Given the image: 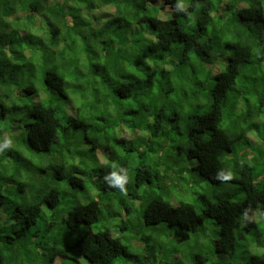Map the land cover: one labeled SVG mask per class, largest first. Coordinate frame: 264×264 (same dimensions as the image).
<instances>
[{
    "label": "trees",
    "instance_id": "obj_1",
    "mask_svg": "<svg viewBox=\"0 0 264 264\" xmlns=\"http://www.w3.org/2000/svg\"><path fill=\"white\" fill-rule=\"evenodd\" d=\"M261 97L264 0H0V264H264ZM80 139L97 192L48 216L84 187ZM178 162L209 183L194 203Z\"/></svg>",
    "mask_w": 264,
    "mask_h": 264
},
{
    "label": "rangeland",
    "instance_id": "obj_2",
    "mask_svg": "<svg viewBox=\"0 0 264 264\" xmlns=\"http://www.w3.org/2000/svg\"><path fill=\"white\" fill-rule=\"evenodd\" d=\"M30 64L31 65L33 64L34 72L33 73H29L28 75L25 74L24 77L29 78V83L34 86V89H32V90H35V94H32L33 97H26V96L22 97V95H21V97L18 100H20L22 98V102L23 101L29 102L31 100L32 101L37 100L39 95L43 92L42 91V89H43L42 88V76H40L39 68H38L36 63H30ZM221 69H223V66H221ZM68 73H69V71H68ZM44 93H46V92L44 91ZM6 104H10V102L6 101ZM0 110H1V108H0ZM12 116H14V115H12ZM263 117H264V113H263ZM263 120H264V118L262 119V121ZM262 121H260V123H261L260 125H262V123L264 124V122H262ZM262 127L263 126H261V128ZM125 135L127 137L126 138L127 141H128L129 138L133 137V135L130 132H128V131H127V133H125ZM79 144L80 143L74 139L72 141V144H71L70 148L72 147V148H74L76 150V149L80 148ZM83 146H84V148L82 150L80 149V151H77L76 155L74 154L73 156L68 157V159L70 161H75V162L77 161V163L79 161H81V159H83L85 162L87 161L88 165L85 167V169L87 170V172H89V174H87V176L84 178V187L83 188L77 187V191H75V194H72V192H71V194L68 196L69 200L67 198L65 201H63L61 204H59L61 206L56 207L55 209L50 208L48 206H44V211H46L48 213V216H49V214H50V212L52 210L58 211L60 209L59 212L61 214V218L64 219L65 216H66V210H68L70 205H71V204L68 203V201H71V199H74L73 197H75V200H78L79 202H82V203L86 202L87 199H89V198H94V195L97 192V184L99 183V180H98V178L96 176V172H94L93 170H90V166L92 164L94 150H91L89 145L87 143H85V142H83ZM141 150H144V148H142ZM65 154L67 155V152H65ZM133 156L134 155H132V157ZM176 159H180V163L181 164L187 162L184 157H182V158L176 157ZM134 160H136V159H134ZM174 168L178 169V171L176 172V175H175V177L173 179L174 183L175 182H182L183 185H184V191L182 192V195H184V196H181L179 201L180 202L182 201V202L194 203L195 197L198 196L205 188L208 187L209 183H208L207 179H205L204 177L200 176L196 172H191V171L190 172H185V178L186 179H184L183 176H182V167L179 164V162L176 164V166ZM127 177H128V180L131 181V179L133 178L132 170L128 171ZM94 183L96 184V187H93ZM61 187L64 189L65 185H61ZM185 190H187L188 192L186 193ZM177 191L179 193L178 189H173L172 193L176 194ZM124 193H125V191H123L122 195ZM9 216H10V213L7 212L6 213V217H9ZM62 219L60 221H58V224H59L58 226L61 225V223L63 221ZM102 219H103L102 226H108V224L105 223V222H108V213L106 212V210H104V212H103ZM208 224H209L208 222L205 223V227H207V229L211 228V226L208 225ZM159 226L160 225L152 227L150 229L151 232L153 234H159V233H154V232H156L159 229ZM161 229H164V230L166 229L165 233H161L160 236H159V238L162 239L161 241H163V242H167V241H165L164 234L167 235L168 237L172 236L174 234L172 236V242L167 244V246H169V248H170V246H175L176 245L175 243H178L181 247H183V246L185 247V245H186L185 243L188 241V239L189 238H193L192 237V233H189V232L180 231L178 229H174L172 232H170V230H168V228H165L164 226H162ZM198 229H199V227H197V231H198ZM208 233H209V231H208ZM204 238L205 237H202L200 240L202 241ZM191 244H192V242H191ZM54 264H89V263L84 258H81L77 262H75L73 260H70V259H66V258L65 259L64 258H56Z\"/></svg>",
    "mask_w": 264,
    "mask_h": 264
},
{
    "label": "clouds",
    "instance_id": "obj_3",
    "mask_svg": "<svg viewBox=\"0 0 264 264\" xmlns=\"http://www.w3.org/2000/svg\"><path fill=\"white\" fill-rule=\"evenodd\" d=\"M177 7L180 9V10H184L185 8V5L183 3H178L177 4ZM220 9L219 10H223V8H225V6L222 4L219 6ZM169 9V8H168ZM164 15V14H163ZM165 18H167V16L165 15L164 16ZM257 88L258 90H254L253 89L251 90V93L253 94V96L255 97V95H258L257 92L259 93L260 92V86L257 85ZM263 102H264V97H261ZM248 108V106H246V104L242 103L239 107V110L241 111H244ZM249 108H253V105L250 104ZM264 113V110L262 111ZM125 133H127V130H124L123 132V137L126 139V135ZM127 140V139H126ZM11 145V141L10 140H5L3 142L2 145H0V151H2L4 148H7ZM121 172H124L125 170L124 169H120ZM222 179H230L231 178V173L225 175V176H222L221 177ZM110 183L112 184H115V185H119L121 189H123V184L124 182L127 180V175H123V176H119V175H116V172H112L110 177H108Z\"/></svg>",
    "mask_w": 264,
    "mask_h": 264
}]
</instances>
